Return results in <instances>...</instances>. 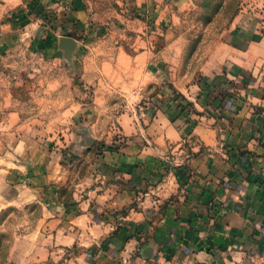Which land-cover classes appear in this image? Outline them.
<instances>
[{
	"label": "rangeland",
	"instance_id": "obj_1",
	"mask_svg": "<svg viewBox=\"0 0 264 264\" xmlns=\"http://www.w3.org/2000/svg\"><path fill=\"white\" fill-rule=\"evenodd\" d=\"M238 14L264 0H0V264H122L86 230L60 244L59 213L143 150L157 167L130 206L184 197L209 151L194 130L237 113L236 83L204 64Z\"/></svg>",
	"mask_w": 264,
	"mask_h": 264
},
{
	"label": "crops",
	"instance_id": "obj_2",
	"mask_svg": "<svg viewBox=\"0 0 264 264\" xmlns=\"http://www.w3.org/2000/svg\"><path fill=\"white\" fill-rule=\"evenodd\" d=\"M204 73L236 83L237 113L230 130H194L209 151L190 161L196 174L184 197L165 209L130 206L157 161L146 150L135 167L128 156L112 160L99 170L106 185L96 197L59 213L60 244L82 242L86 230L85 243L102 245L100 260L110 263L264 264V16H235ZM218 132L225 143L217 144Z\"/></svg>",
	"mask_w": 264,
	"mask_h": 264
}]
</instances>
